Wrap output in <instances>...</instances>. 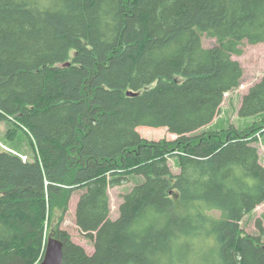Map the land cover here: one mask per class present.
Listing matches in <instances>:
<instances>
[{"label": "trees", "instance_id": "1", "mask_svg": "<svg viewBox=\"0 0 264 264\" xmlns=\"http://www.w3.org/2000/svg\"><path fill=\"white\" fill-rule=\"evenodd\" d=\"M263 43L264 0H0V129L36 148L0 150V264H39L49 234L64 264H264L240 225L264 203V125L210 128L234 57ZM262 114L264 78L239 108ZM137 177L112 219L110 189ZM75 194L93 255L62 228Z\"/></svg>", "mask_w": 264, "mask_h": 264}, {"label": "rangeland", "instance_id": "2", "mask_svg": "<svg viewBox=\"0 0 264 264\" xmlns=\"http://www.w3.org/2000/svg\"><path fill=\"white\" fill-rule=\"evenodd\" d=\"M215 43V40L204 38V46L207 48L213 47ZM243 48L244 54L242 56L234 57L235 60L242 64L245 71L242 86L226 95L222 105L221 114L210 125L211 130H222L235 127L240 131L246 129H249L250 131L252 128L264 125V114L252 118H242L239 115V108L243 96L264 78V43L257 46L244 44ZM11 128H13V125L4 124L0 129V150H6L17 154L21 156L24 161L33 159L36 148H32L33 144L29 143L27 140V134L18 133L14 140H10L7 136L11 131ZM138 132L145 139L152 141H160L163 139L172 141L178 138L176 135L171 134L166 128L140 127L138 128ZM256 137L258 140L256 141L255 146L259 149L261 163L264 166V130L258 132ZM170 165L175 174L179 173V164L176 159H171ZM141 181V177L133 178L129 183L122 187L110 189L112 219H117L120 215L119 208L123 202L122 197L130 192L134 186ZM79 197L80 194H75L73 196L69 212L62 228L70 234L72 240L76 244L83 246L89 255H93L95 251L93 243L80 232L76 225L75 213ZM240 225L247 233L260 237L264 242V203L247 215L241 221ZM51 236L52 235L49 234L48 238H52Z\"/></svg>", "mask_w": 264, "mask_h": 264}, {"label": "water", "instance_id": "3", "mask_svg": "<svg viewBox=\"0 0 264 264\" xmlns=\"http://www.w3.org/2000/svg\"><path fill=\"white\" fill-rule=\"evenodd\" d=\"M127 95L133 97L140 94L128 92ZM39 264H64V244L57 238H49L44 250V256Z\"/></svg>", "mask_w": 264, "mask_h": 264}]
</instances>
